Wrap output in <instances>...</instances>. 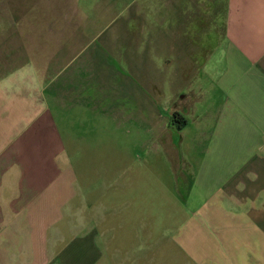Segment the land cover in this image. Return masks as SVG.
Returning <instances> with one entry per match:
<instances>
[{
    "label": "crops",
    "instance_id": "obj_1",
    "mask_svg": "<svg viewBox=\"0 0 264 264\" xmlns=\"http://www.w3.org/2000/svg\"><path fill=\"white\" fill-rule=\"evenodd\" d=\"M199 78L219 102L194 159L174 133ZM130 111L170 164L114 178L119 263L90 200L107 169L75 159L107 157ZM0 264H264V0H0Z\"/></svg>",
    "mask_w": 264,
    "mask_h": 264
},
{
    "label": "rangeland",
    "instance_id": "obj_2",
    "mask_svg": "<svg viewBox=\"0 0 264 264\" xmlns=\"http://www.w3.org/2000/svg\"><path fill=\"white\" fill-rule=\"evenodd\" d=\"M123 47L120 46V49ZM159 80V78H156ZM163 80V79H162ZM166 87L167 88H176L179 89L181 83L179 82L178 78L172 79H165ZM192 85V83H191ZM205 87L208 91L207 99H204L202 102L198 101L195 103V108L186 112V118L188 120V125L184 130L183 134L174 133L175 138H183V143L177 144L178 147L180 146V152L188 153L191 152L194 156H197L200 150V142H197L196 145L192 148H189L187 143L185 142V138L193 137L197 134L198 130L201 126H209L212 121V116L205 118L201 117V111L205 108V106H209L211 102L217 103L219 102V94L217 93V87L215 84H212L211 79L204 78V79H195L194 80V87L196 88L194 94L197 92L199 87ZM135 95V94H134ZM161 104L164 105L162 102ZM129 112V111H128ZM134 114L132 119H125L120 120V134L114 135V139L119 138V142L112 141L111 147L108 148V152H106L105 158L100 157H88V158H76L75 165L78 171H82L85 169H89L92 171L90 174H86L87 176H82L83 178H87L89 182L96 184V181L100 182L102 179H97L96 170L99 169H107V173L103 175V178L108 177L109 182V189L104 191V195L101 197L100 194H94L91 197V201L93 202L94 206L103 204L108 208V220L107 222L99 223L98 229L99 231H103V233H114V236H110V250L113 252L110 253V257L115 261L120 263V204L114 205L113 203L120 202V188L113 187L112 183L114 178H116L117 173L120 172V169H127L128 166L135 167V166H152L157 169L158 172L165 171L167 167H169V161L162 152H164L163 144L160 140L152 141L149 139V134L146 132V128L144 130L143 127H139V122H144L141 118L140 111H130ZM210 114L213 115L212 110H209ZM140 115V116H139ZM139 118V119H136ZM123 122V123H121ZM134 123V125H133ZM108 127V126H107ZM108 133V132H107ZM106 133V135H107ZM108 136V135H107ZM111 138V135H109ZM119 146L120 149V157L115 156L116 152L112 151L115 149L114 145ZM81 148H85L84 146L80 145ZM91 153L95 155L96 152V145L92 143ZM87 149V148H85ZM155 150L157 155L155 154ZM136 155V158H133ZM178 166H182V160L180 163L176 160L174 162ZM93 169V170H92ZM81 174V172H80ZM93 177V179H92ZM120 177V174H119ZM101 178V177H100ZM116 185V184H115ZM113 217V218H112ZM107 256V255H106Z\"/></svg>",
    "mask_w": 264,
    "mask_h": 264
},
{
    "label": "trees",
    "instance_id": "obj_3",
    "mask_svg": "<svg viewBox=\"0 0 264 264\" xmlns=\"http://www.w3.org/2000/svg\"><path fill=\"white\" fill-rule=\"evenodd\" d=\"M171 122L173 124H176L177 128H181V126L185 123V119L183 118V116H181L179 113L174 112L171 115Z\"/></svg>",
    "mask_w": 264,
    "mask_h": 264
}]
</instances>
